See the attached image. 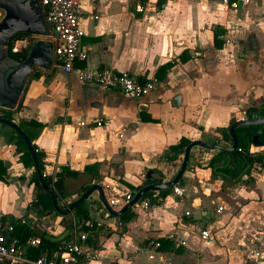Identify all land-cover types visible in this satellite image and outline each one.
<instances>
[{
    "label": "crops",
    "instance_id": "0c3cea01",
    "mask_svg": "<svg viewBox=\"0 0 264 264\" xmlns=\"http://www.w3.org/2000/svg\"><path fill=\"white\" fill-rule=\"evenodd\" d=\"M80 1V47L86 59L74 66L122 70L139 81L154 76L157 82L144 96L130 98L79 81L54 59L50 70L31 71L11 117L42 153V172L52 181L61 179L56 192L60 208L91 184L101 186L108 200L120 193L133 195L149 183L147 170L153 178H171L182 153L169 168L163 155L180 138L229 145L221 127L245 119V109L254 107L239 109L238 101H246L250 93L241 98L237 93L264 90V0L236 9L224 6L227 19L217 22L206 13L218 7L217 1ZM238 21L246 25V33ZM240 49L248 51L250 62L240 59L245 56ZM97 119L101 126L94 125ZM80 120L87 124L80 125ZM17 138L0 123L5 167L0 214L13 220L14 233L23 242L39 240L24 249L50 256L85 232L86 244L98 253L93 264H264V166L252 164L231 177L218 169L220 161L209 167L218 151L196 146L181 176L180 197L171 188L163 197L153 191L123 218L107 214L92 191L81 205L86 219L79 221L73 210L60 216L47 209L44 198L31 204L35 170L32 163L22 164L27 159ZM228 159L226 154L221 159L226 168L231 167ZM200 230L207 232L206 238ZM251 249H261L260 257L245 254Z\"/></svg>",
    "mask_w": 264,
    "mask_h": 264
},
{
    "label": "water",
    "instance_id": "95a60500",
    "mask_svg": "<svg viewBox=\"0 0 264 264\" xmlns=\"http://www.w3.org/2000/svg\"><path fill=\"white\" fill-rule=\"evenodd\" d=\"M0 10L3 12L0 18V108L13 110L18 103L26 81L31 75V71L34 68L42 70L51 69L53 60L52 42L50 40L36 38L25 48L23 57L17 55L11 56L8 51V42L14 35L26 33L47 36L49 32L43 20L38 0H0ZM177 100H179L178 95L172 101L175 103ZM0 123L10 127L23 141L32 160L37 181L41 189L49 195L52 210L60 216L65 215L70 210H73L75 206L82 203L92 191L97 192L98 200L107 214L113 217L120 216L135 205L145 193L170 189L177 184L186 168L191 148L197 146L223 153L233 151L238 143V137L235 134L237 127H258L250 137V144L253 146L264 145V137L261 140H257L261 130L264 129V116L259 115L256 111H250L245 119L235 120L228 125L229 145L223 146L216 142H204L201 140L188 142L183 148L179 165L171 178L167 180H155L151 176V170H147L145 178L150 182L135 190L131 198L118 210H114L107 203L102 188L98 184L89 185L64 208H60L56 201V194L43 181L42 174L37 167L32 144L27 135L19 128L18 120L14 117L7 119L0 116ZM0 264H3L1 260Z\"/></svg>",
    "mask_w": 264,
    "mask_h": 264
},
{
    "label": "built area",
    "instance_id": "2783aa9c",
    "mask_svg": "<svg viewBox=\"0 0 264 264\" xmlns=\"http://www.w3.org/2000/svg\"><path fill=\"white\" fill-rule=\"evenodd\" d=\"M217 1L229 9H236L248 4L258 5L261 0H206ZM43 20L49 34L45 37L52 42L53 59L61 66L64 72H74L81 82L96 84L105 89H116L130 98H140L150 92L157 80L154 76L139 81L129 75L126 71L115 70L106 67L79 68L74 66L75 61L86 59L85 51L80 47L81 31L78 27L80 0H38ZM137 11H142V7L135 6ZM26 35L12 39L9 51L16 53L26 48L30 41ZM44 37V36H43ZM11 41V42H12ZM227 42V40H225ZM95 126H101L103 121L93 120ZM80 125L87 122L80 120ZM240 151V148H237ZM242 178H247L243 173ZM171 191L178 197L182 195L179 185L171 187ZM129 193H120L112 196L107 203L124 204L131 198ZM145 205V203L143 204ZM13 220L0 214V260L7 264H93L98 258V253L86 244V233H76L71 240L62 245L54 254L48 256L40 254L30 258L25 255L24 245H34L39 242L37 238H28L24 242L12 234ZM202 239L207 237L205 230H200ZM153 246H158L157 242H150ZM245 254L260 257L261 249L246 250ZM193 264V263H186Z\"/></svg>",
    "mask_w": 264,
    "mask_h": 264
},
{
    "label": "trees",
    "instance_id": "16d2710c",
    "mask_svg": "<svg viewBox=\"0 0 264 264\" xmlns=\"http://www.w3.org/2000/svg\"><path fill=\"white\" fill-rule=\"evenodd\" d=\"M144 1H146V0H139V2H141V3L144 2ZM26 35H28V34L19 33V34L14 35L8 42V51L10 49L12 39H14V38H16L18 36H22L23 37V36H26ZM9 53L12 54V55H17L19 57H23L24 54H25V48L22 49L19 52L14 53V54L11 53L10 51H9ZM16 107L17 108L19 107V103H17ZM8 111L9 110L2 111L0 113V116L5 117L7 119H11L12 118L11 117V112H8ZM245 111L246 112L256 111V109H255V107H249V108H246ZM256 112L259 115L264 116V108H262L260 110H257ZM32 124L34 126H40V124L37 123V122H32ZM251 131H252L251 128L237 127L235 129V134L238 137L237 147L231 152H227V153L217 152L213 157L210 158V160L208 162L209 167L212 169L213 168V166H212L213 162L220 161V165H222V166H220L218 169L226 171V173H228L231 177H235L238 174H240L241 172L248 171L252 164L261 163V160L264 159V150L260 154H258L256 156H253L249 152V149H248L249 145H250V143L248 141V139H249L248 135L251 134ZM223 136L228 139V134H227L226 131L223 133ZM21 143L23 145V148L21 150L23 151L22 153L25 156V158L27 159V163H24V161L23 162L21 161V162H22V164L24 166L25 165H30L32 163L31 158H30L28 152L25 150V147H24L25 145H24L23 141L18 136L16 144H21ZM186 144H187V140L184 139V138H180L177 143H175L173 145H170L168 147V151L163 155L164 164H165V166L167 168H169L170 166H174L175 161H177V156L182 153V148ZM237 148H240V151H238ZM32 149H33V152L35 154L37 167H38L40 173L42 174L43 181L45 182V184L49 188H51L54 191L55 194H56V192L60 193V191H61V187H60L61 179L58 178V179L52 181L50 175H46V174H44L42 172L43 171L42 153L36 148L35 145H32ZM224 154H226L228 156V158H229L228 162H230L231 167L226 168L225 165H224L223 160H221L222 156ZM4 174H5V167L3 165V162L0 160V180H4V178H3ZM154 178L156 180H162L161 176H159V175H156ZM31 179H32V182H33L35 190H36L35 199L31 202V204L37 205L39 203L40 198H44V200L46 202L45 207L47 209H51V203H50L49 195L41 189V187H40V185H39V183L37 181V177H36L35 171H33ZM181 181H182V179L180 178V180L177 182V185H180ZM169 191H170V189L162 190V191L157 192V195H159L160 197H163ZM151 194H152V192H147L146 194H144L143 198L150 197ZM153 201L158 202L159 200L155 199ZM81 205H82V203L78 204L73 209V213L78 217L79 221L81 219H86V214H87L86 210L81 208ZM130 215H131L130 211L127 210L125 213H123L122 217L123 218H128ZM12 234L14 236H16V234L14 233V229H13ZM16 237L19 239V241L21 243L23 242V240H21L18 236H16ZM26 249H27V247L24 249L25 255L27 257L33 258V257H36V256L40 255L38 253L37 249H30V248L27 249V250Z\"/></svg>",
    "mask_w": 264,
    "mask_h": 264
},
{
    "label": "rangeland",
    "instance_id": "374dc122",
    "mask_svg": "<svg viewBox=\"0 0 264 264\" xmlns=\"http://www.w3.org/2000/svg\"><path fill=\"white\" fill-rule=\"evenodd\" d=\"M218 5V7L217 8H215V7H213V8H211V7H209L210 9H209V11H206V13H212V15H213V18H214V21L213 22H217V21H220L221 19H223L224 18V16H225V19H227L226 18V15H228V10L227 9H225L224 8V6L222 5V4H220V3H218L217 4ZM230 11V10H229ZM238 12V9H237V11H235V13H237ZM3 14V13H2ZM2 14H1V16H2ZM238 25H240V26H242V27H244V33H246V25L245 24H243L241 21H238ZM213 29L215 30L216 29V27H213ZM235 29H237V27L235 28ZM244 35V34H243ZM245 36V35H244ZM18 37H22V36H18ZM34 36H28L27 37V39L28 40H30V39H32V40H34L35 38H33ZM31 40V41H32ZM30 41V42H31ZM237 40H233V42H236ZM232 42V43H233ZM11 43H13V41L11 42ZM241 50V52H243L244 54H245V56H242L240 59L241 60H246L247 62L249 61V59H247L249 56L247 55V52H246V50L245 49H240ZM239 52V51H238ZM248 56V57H247ZM241 60H239V61H241ZM251 60V59H250ZM250 62V61H249ZM250 93V96L248 95V98H247V100L246 101H238V108L239 109H243V108H245L246 106H250V105H253L254 107H255V109H256V111L257 110H260V109H262V108H264V90H261V89H258L257 90V92L256 93H253L250 89H248V88H246V90H244V91H242V92H239V93H237V95L241 98V97H243L245 94H249ZM5 110H7V109H3V108H0V113L2 112V111H5ZM8 112H12L11 110H9ZM244 116H246V113L244 114ZM227 125H228V121L227 122H225L224 124H223V126L221 127V131H223V133L226 131V128H227ZM21 146H22V143H21ZM249 152L253 155V156H256V155H258V154H260L263 150H264V145L263 146H253V145H249ZM255 165H258V166H264V159H262L261 160V163H254Z\"/></svg>",
    "mask_w": 264,
    "mask_h": 264
},
{
    "label": "flooded vegetation",
    "instance_id": "af4514ba",
    "mask_svg": "<svg viewBox=\"0 0 264 264\" xmlns=\"http://www.w3.org/2000/svg\"><path fill=\"white\" fill-rule=\"evenodd\" d=\"M10 55H11V56H16V55H12V54H10ZM257 128H258V127H252V128H251V129H252L251 134L248 135V138H249L248 141H249V143H250V141H251V139H250L251 135L253 134V132H254ZM263 137H264V129L261 130L259 136L257 137V140H261Z\"/></svg>",
    "mask_w": 264,
    "mask_h": 264
}]
</instances>
